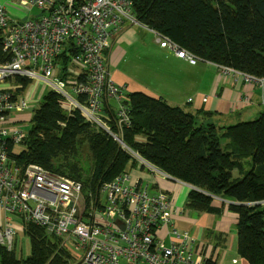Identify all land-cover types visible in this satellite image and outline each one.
I'll list each match as a JSON object with an SVG mask.
<instances>
[{
	"label": "built area",
	"instance_id": "1",
	"mask_svg": "<svg viewBox=\"0 0 264 264\" xmlns=\"http://www.w3.org/2000/svg\"><path fill=\"white\" fill-rule=\"evenodd\" d=\"M127 22L139 23L132 0L0 2L1 48L8 55L0 62V245L19 258L24 238L28 240L26 226L33 224L50 237L72 240L77 252L72 264H214L193 233L175 228L182 205L166 192L152 191L148 181L129 169L92 194L84 192L80 181L37 163L16 162L34 102L55 92L69 114L78 111L85 121L106 131L137 160V168L173 178L123 140L131 121L129 92L112 79L106 52ZM144 27L160 47L177 57L190 64L202 60L168 36ZM219 67L235 80L241 77L257 85L264 108V76ZM20 79L33 83L24 88L17 83Z\"/></svg>",
	"mask_w": 264,
	"mask_h": 264
},
{
	"label": "trees",
	"instance_id": "2",
	"mask_svg": "<svg viewBox=\"0 0 264 264\" xmlns=\"http://www.w3.org/2000/svg\"><path fill=\"white\" fill-rule=\"evenodd\" d=\"M132 1L139 23L201 59L264 76V0ZM7 58L0 38V62ZM126 102L131 121L123 130L124 142L171 177L195 187L188 192L187 207L219 213L213 196L229 200V209L237 214L238 254L249 264H264V205L257 203L264 201V111L254 120L216 127L211 120L198 121L197 115L144 92H129ZM223 138L228 140L224 147ZM84 145L91 158L88 173L76 161L63 162L74 159ZM15 159L18 165L37 163L80 181L84 192L92 194L103 182L137 165L106 131L85 121L78 111L69 114L55 92L46 93L33 109L24 147ZM25 231V263L46 264L54 248L44 230L28 224ZM0 264L20 261L0 245ZM48 264L66 261L55 253Z\"/></svg>",
	"mask_w": 264,
	"mask_h": 264
},
{
	"label": "crops",
	"instance_id": "3",
	"mask_svg": "<svg viewBox=\"0 0 264 264\" xmlns=\"http://www.w3.org/2000/svg\"><path fill=\"white\" fill-rule=\"evenodd\" d=\"M136 42L135 33L125 26L106 52L107 62L113 64L112 68L109 67L110 64L107 65L112 79L116 84L125 85L128 92L139 91L162 98L172 106H179L184 111L197 115L201 122L204 119L199 116L198 111H210L212 115H207L205 120H211L216 127L235 124L247 117H258L264 111L262 97L259 100L254 98V83L241 77L235 80L232 75H224L218 65L209 61L200 60L190 64L168 48L160 47L162 51L153 55L158 54L157 61L165 63L159 75L161 78L153 76L154 86L133 80L128 72L116 64L117 59L123 56L122 53L118 57L121 45L132 46ZM140 66L144 71L143 66ZM245 96L248 101H243ZM128 169L134 176L148 181L152 191L166 192L173 197L175 203L184 206L185 211L174 218L175 228L193 233L202 245L203 253L214 264H249L238 254L237 214L229 209V200L213 196V204L221 207L219 213L194 210L185 204L188 192L193 188L191 185L176 178L153 175L137 167Z\"/></svg>",
	"mask_w": 264,
	"mask_h": 264
},
{
	"label": "rangeland",
	"instance_id": "4",
	"mask_svg": "<svg viewBox=\"0 0 264 264\" xmlns=\"http://www.w3.org/2000/svg\"><path fill=\"white\" fill-rule=\"evenodd\" d=\"M0 1H14V0H0ZM126 26H128V28L135 33L137 42L132 46H127L125 44L121 45L122 50L120 54L118 55V57L120 58V55L122 53H123V56L120 59H117L118 61H117L116 66H118L119 64V68H122L126 72H128L131 75L133 80L142 82L148 86H150L151 84L152 86H154L155 81H154L153 76L158 75V77L161 78L159 75L162 73L165 63L157 61L158 54L156 56H153V55L157 51L161 52L162 50H160L161 48L159 44L155 42V38L152 32L148 30L147 28H145L143 24L127 22ZM106 63L107 65L110 64L109 62H107V59H106ZM140 65L143 66L144 71ZM112 66L113 64L109 65L110 68H112ZM224 75H227V74H224ZM10 82L16 83V80H10ZM18 82L22 84L23 87L25 88L26 86H29L31 83H33V80L20 79L17 81V83ZM255 89L256 90L254 92V98H257L259 100V97H261V89L257 85ZM39 92H40V89L37 91L36 96H38ZM40 101L41 100L39 99L34 102L36 107L39 105ZM111 102L114 105H116L114 101H111ZM199 116H201L204 119L203 121H205L206 119L205 117H208L204 113H200ZM254 118H257V115L256 117H247L243 119L242 121H249V120H253ZM23 129L28 133L30 130V123H28L27 125H23ZM227 142H228L227 139L225 138L221 139V144L223 147L226 146ZM74 156H76L74 159L71 157H68V159L64 160L63 162L76 161L82 167V170L85 173H88L90 170V166H91V158L89 156L87 145L78 147V151ZM233 174H234V177L238 176V173L236 170L233 171ZM186 184H189V183H186ZM257 203L260 205H264V202L262 201L257 202ZM247 204L253 205L254 203L250 202ZM182 211L183 212L185 211L184 206H182ZM187 211L188 210L186 209V212ZM47 237H48V240H50V242L52 243L54 249H52L53 250L52 254L50 255L49 257L50 259L46 264L50 263L51 260L55 258V253L61 254L62 258H64V260L66 261V264H72L77 259V255H76L77 252H74L72 249V240L63 241V240L56 239L54 237H50L48 235ZM21 251L22 252L20 254V258H19L18 253H16L15 251H12V252H14L15 257L17 260L20 261V264H26L25 259L29 254V241L27 240L26 237L24 238L23 247ZM58 251H60V253Z\"/></svg>",
	"mask_w": 264,
	"mask_h": 264
},
{
	"label": "water",
	"instance_id": "5",
	"mask_svg": "<svg viewBox=\"0 0 264 264\" xmlns=\"http://www.w3.org/2000/svg\"><path fill=\"white\" fill-rule=\"evenodd\" d=\"M193 188H195V187H193ZM255 204V203H254Z\"/></svg>",
	"mask_w": 264,
	"mask_h": 264
}]
</instances>
